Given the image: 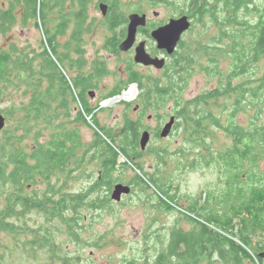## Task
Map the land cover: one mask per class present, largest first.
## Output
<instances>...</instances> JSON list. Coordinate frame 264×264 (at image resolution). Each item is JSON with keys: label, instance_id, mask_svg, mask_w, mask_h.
Segmentation results:
<instances>
[{"label": "trees", "instance_id": "obj_1", "mask_svg": "<svg viewBox=\"0 0 264 264\" xmlns=\"http://www.w3.org/2000/svg\"><path fill=\"white\" fill-rule=\"evenodd\" d=\"M11 1L7 8L0 7V35L4 36L20 15L23 23L35 20L45 39L39 54L31 55L29 47L21 48L15 43L8 49H0V103L6 102L4 96L12 90L21 91L27 98L20 107L9 105L2 110L6 125L0 132V234L15 239L14 249L18 246L17 242L25 239L22 245L30 258H35L39 252L48 253L52 258L59 251L54 240L55 221L64 226L68 237L76 241V228L83 208L100 210L111 204L108 195L117 181L114 173L125 164L119 162V153L128 160L132 155L138 157L135 150L138 148V124L126 120L121 144L97 127L96 121L94 124L98 131H94L93 140L86 143L82 138L79 126L88 125L85 116L91 115L93 110L87 108L82 94L74 88L73 80L64 74L61 63L71 54L79 53L83 66L85 37L96 28L95 19L90 16L94 0ZM260 1L264 2L214 0L211 3L195 0L193 6H187L189 10L186 13L199 22L209 16L217 26L219 40L214 41L212 46L201 41L191 45L181 41L174 52L176 64L164 87H147L140 82L143 77L132 72L128 82L110 91L105 99L121 95L130 84L135 83L142 90L139 97L144 103L155 100L156 104H164L174 100L176 128L182 127L185 140L195 147L207 146L209 150L205 156L198 153L192 164L219 163L228 185L238 184L241 175L247 173L249 180L258 183V187L253 188V196L257 202H264V186L259 188L264 182V175L258 172V165L264 162V4ZM108 2V13L101 24L112 36L106 39V48L118 53L125 30L122 26L127 23V18L120 4L115 0ZM16 4H22L19 13ZM220 13L223 16L221 19L218 18ZM65 36L68 39L62 44L59 39ZM204 56L209 66L201 62ZM221 56L230 60V71L221 78L224 83L219 82L214 90L186 101L189 104L184 105L181 98L184 87L181 84L186 86L195 71L212 78L219 77ZM105 75L104 64L96 62V82L99 83ZM85 82L88 83V79ZM78 101L82 105L80 110ZM213 109L219 110V113ZM239 114L247 117L245 125L238 123ZM219 130L230 140V145L212 153L210 139ZM164 154L163 150L158 156ZM131 161L128 162L132 168L144 177L138 176V180L146 185L149 184L147 181L154 185L158 181L163 182L158 187L159 193L168 196L164 188L170 185L166 180L152 176L147 178L142 167ZM86 165L97 168L99 177L89 181L80 192H75L73 184L75 180L80 182ZM105 192L103 200L99 197L91 199ZM166 208L171 206L166 205ZM231 212L233 214L229 217L210 213L208 217H202L203 229L207 231L203 239L194 236V230L190 233L175 231L178 232L177 238L159 256L156 264H169L170 256L175 261L173 264H200L204 260L213 264L214 257L221 264H231L241 260V253L249 256V251L243 247H251L247 236H241L240 241L227 237L226 230L234 229L233 219L242 215L234 209ZM34 213L44 219V224L38 229L29 225V216ZM253 217H241L239 220L243 227L242 235L249 231L264 232L259 216ZM217 222L221 227H214ZM192 237L194 242H191ZM1 242L0 264H3L4 254L13 249L2 248Z\"/></svg>", "mask_w": 264, "mask_h": 264}, {"label": "rangeland", "instance_id": "obj_2", "mask_svg": "<svg viewBox=\"0 0 264 264\" xmlns=\"http://www.w3.org/2000/svg\"><path fill=\"white\" fill-rule=\"evenodd\" d=\"M115 1L121 5L122 12L125 13L126 18L131 13L144 12L152 20L159 19V21L168 22L170 19L177 18L186 12V7L178 6L185 0H164L159 3L156 0ZM258 1L257 3L260 4ZM10 2L12 1L0 0V7L7 8ZM102 2L109 5L108 0H94L90 16L95 19L96 28L90 36L85 37L86 42L84 43L87 62L89 63L95 58L96 61L104 64L106 70V75L99 81L101 82V87L96 92L94 91V94H96L95 100L92 102L94 109L108 100L105 99V96L115 88L117 82L126 81L129 65L128 55L118 54L115 57H110L112 52L106 48V39L112 36L107 28L101 24L104 16L99 10V4ZM261 4L263 5L264 2L262 1ZM15 8L19 13V10L22 9V4H16ZM154 12L157 13V18L153 15ZM221 17L223 16L220 13L218 18L221 19ZM37 21L40 23L39 19ZM192 23V28L182 40L186 45L201 41L204 45L212 46L214 41L219 40L217 26L211 21L209 16L204 17L202 22L197 21V18H195ZM44 39V33L41 28L36 27L35 20L30 19L23 23L22 17L18 15L16 24L4 36L0 35V49H8L15 43L21 48L29 47L31 55L39 54L42 51ZM67 39L68 36H65L60 38L59 41L63 44ZM201 62L205 66L210 65L205 56ZM172 64L174 65V63ZM218 69L221 73L219 77L212 78L195 71L188 78L186 86L181 84V87H184L181 92L184 105L189 104L186 101H191L205 92L214 90L219 86V82L221 84L224 83L221 78L225 77L230 71L229 58L221 56ZM141 73L149 74V72L144 70H141ZM129 90H134L135 99L130 101L122 100L115 104L107 105L103 109L96 111L94 119L92 118L93 114L85 116L88 125H80L79 127L82 138L86 143H90L93 140L94 131L97 130V127L113 129V134L118 135L123 127L124 114L133 119L138 117L132 112V108L135 105L142 104L143 100L139 97V94H142V90L129 85L123 92L128 93ZM6 93H4L6 102L0 103V113L3 115L2 110L9 105L20 107L22 101L27 100L21 91L12 90ZM218 103L221 104L222 101L218 99ZM149 108L150 110L144 116L143 122L150 127H155L158 121L160 123L166 122L171 115L175 116L176 107L174 100H169L164 102V104L159 103ZM213 111L219 113V110L213 109ZM149 114L155 115L158 120L149 122L147 119ZM95 121L98 123L97 127H95ZM238 123L245 125L247 117L244 114H239ZM103 139L106 140V138ZM210 141L213 147L211 149L212 153L225 149L230 145V140L224 136L221 130L216 132ZM115 142L121 144V139L115 138ZM163 150L165 154L158 156V153ZM136 152L139 154H137L138 158L132 155L130 160L122 153H119V162L125 164L114 173V178L117 180L115 185L134 184L135 188L131 196L122 197V201L118 203L111 200L112 202L108 208L103 207L100 210H90L88 207L83 208L81 219L76 228L78 232L76 241L68 237L65 234L64 226L59 225V222L55 221L57 228L55 229L54 240L56 242L55 246L59 251L52 258H49L48 253L45 252H39L35 258H30L25 253V248L22 245L25 239L17 242L18 246L14 249L15 239L7 234H0L1 247L13 249V251L4 254L3 264H129L131 262L135 264H156L159 256L167 251L170 238L172 237V242L177 238L178 232L175 233V231L181 230L182 232L190 233L199 226V224L191 220V216L179 213L178 207L173 205L180 206L183 209L191 207V213H194L199 218L200 216L201 218L208 217L209 213L229 217L228 211L231 209L226 204L225 194L230 193L232 186L229 188L226 186L227 178L222 173V166L219 163L205 164L202 162L193 165L192 162H195L194 159L198 157V153L201 156H205L209 154V150L207 146L198 149L191 142L185 140L182 127H175L172 135L167 140L152 139L147 151ZM128 161L141 166L143 172L147 174V178L152 176L154 179L166 180L170 185L169 188H164L168 196H165V198L161 197L160 193L151 187V183L147 179H144L149 183L147 185L138 180L137 177H143V175L135 168H132ZM258 170L260 175H264V162L258 165ZM83 172L84 176L80 178V182L75 180L73 184L75 192H80L84 187H87L88 182L92 179L96 180L100 171L94 166L86 165ZM157 172H159L158 175L156 174ZM246 177L247 173L241 175V184L235 185L236 191L237 188L239 189L246 184V189L249 191L250 187L255 184V181L249 183V179ZM111 192L109 195L107 193L109 199H111ZM104 194L106 195V192L92 196L91 199L99 197L98 199L103 200ZM234 197L235 194H233L232 198ZM168 199L171 200L173 205L168 204ZM166 205L171 206V208H166ZM158 212L160 213L159 215H157ZM29 219V225L34 229H38L40 225L44 224L43 217L37 213L31 214ZM240 219L241 217L233 219L234 229L233 231L226 230L227 237L230 240L234 238L239 240L241 236H247L246 239L256 245L258 240L263 242L262 234L259 231L256 233L249 231L247 234L242 235L243 227L241 222H239ZM260 222L261 225H264V215L261 216ZM214 224V227H221L218 222ZM191 242H194L193 237ZM243 247L247 252L249 251V256L247 255L251 262L249 264H256V251L251 247L244 245ZM172 261L173 263L175 262L173 258ZM207 263L204 260L200 264ZM212 263L221 264L217 262V257L213 258ZM257 264H264V260L260 263L257 262Z\"/></svg>", "mask_w": 264, "mask_h": 264}, {"label": "flooded vegetation", "instance_id": "obj_3", "mask_svg": "<svg viewBox=\"0 0 264 264\" xmlns=\"http://www.w3.org/2000/svg\"><path fill=\"white\" fill-rule=\"evenodd\" d=\"M156 1H157V3H159L161 0H156ZM208 1L212 3L214 0H208ZM194 2H195V0H185V2H182V4H179L178 6L186 7V11H187V10H189V8L187 6H189V7L193 6ZM134 13L146 14L147 24L145 27L138 28L137 33H136L135 44L133 45V47L130 50H128L127 52L121 51L120 50V44H119L118 45V53H112L110 56V57H115L118 54H126L129 56L128 57L129 65L127 68L128 69L127 70V72H128L127 73L128 74L127 79H126V81L121 80V81L117 82L115 84L116 85L115 88H117L121 84L123 85L126 82H128L132 72L137 74L138 76L143 77V78L140 77L141 78L140 82L142 84H145V86H147V87H151L152 85L154 88L164 87L165 84L167 83L168 79H169L171 72H172V68H173L172 63L176 64V61H174V60H176L177 57L174 54L169 56L168 54H166L165 51L159 50L157 48L156 42L151 38V33L154 30L164 26L168 22H162V21H159V19L152 20L149 18V15L147 13H144V12H134ZM181 16H187L191 21H193L191 19V15L186 13V12L182 13L179 17H181ZM155 17L157 18V15ZM179 17H177V18H179ZM127 24H128V20H127V23L124 26H122V28H125V30H124V32H122L120 43L126 38ZM187 33L188 32H185L182 35L181 41L183 40V38L186 36ZM141 42L145 43L146 52L149 54V56L151 58L157 57V58L165 60V64L162 68L158 69V68H155L154 66H144V65L137 64L134 62L135 49ZM59 55H61V53H59ZM80 58H81V56L79 53H74V54H71V56H69V58L67 60H63L61 64H62L63 68L65 69L64 74L68 78L70 77L69 79L73 80L74 88L76 89L77 92H80L82 94L87 108L92 109L93 110L92 114H93V116H95L97 110L103 109V107H100V106L97 107L96 109H94V107L92 105V102H94L95 95H96V94H94V91L96 92L101 87V82L97 83L96 77H95V66H96V62H98V61H96L94 58L91 62L88 63L87 59L85 57V62L83 64V66H81ZM141 70L147 71V72H149V74L145 75V74L141 73ZM125 73H126V71H125ZM87 79H88V83L85 82ZM130 85L138 87V85L135 83H132ZM125 101H130V100H125ZM157 103L159 104V102H157ZM112 104H115V103H110V104L107 103L106 106L112 105ZM156 105L157 104H156L155 100H151V101L145 102V103L142 102L141 105H135V107L132 108V112L135 115H138V117L136 119H133V118H130V116H125V114H124L123 127L120 129L118 135L113 134V129L109 130V128H106V127H101V128L104 130V132H106L107 134L112 136L114 139L119 138L122 140V135H123V132H124L125 127H126V120L128 119V120L134 121L138 124V127H137L138 130L137 131L139 134L138 142H137L138 148H136L135 150L138 151L139 153L147 151L152 139L153 140H157V139L158 140L159 139L167 140L168 138H170V136L172 135V133L176 127V118H175V116H172V115L169 116L167 121L164 123H160L159 121L156 122L155 127H150V126L144 124L143 118L149 112V110H150L149 107H153ZM126 106H128V105H126ZM77 107L79 110L82 108V105L79 101L77 103ZM171 118L174 119V122H173L167 136L163 137L162 133L165 130L166 125L169 124ZM147 119L149 120V122H153V121H157L158 117L156 118L155 115L149 114V115H147ZM145 132H147L150 135V140H149L148 144L146 145L145 149L142 150L141 138ZM133 158H135V157L133 156ZM252 181H255V180H249L248 182L251 183ZM161 183H163V182L158 181L156 183L157 185L151 184V187L153 189H155L156 191L161 192L158 189V187L161 186ZM238 184H241V182H239ZM257 184L258 183L255 181V184L252 185V187H250L249 191L246 189L247 184L245 186H241L239 189L237 188V191H236L235 190L236 184L228 185V182H227L226 186L228 188L230 186H232V189H230V193L225 194V198L227 199L226 204L229 206V209H231V210L234 209L235 211H237V213L242 214L241 217H245V218L251 217V216H254L253 218H255V217L259 216V220L261 221V216L264 215V210L259 211L258 208H264V202H257L256 198L253 196V193H254L253 188L258 187ZM127 186H129L131 188V193L129 194L131 196V194L134 191L135 186H134V184L133 185L128 184ZM263 186H264V182H263V185L259 186V188L261 189ZM233 194H235L234 198H232ZM129 195H124V196H129ZM124 196H122V197H124ZM160 196L164 197L162 195H160ZM168 200H167L168 204L173 205L171 200L170 199H168ZM159 205H160V203H159ZM173 206L178 207V210L180 211L179 213L185 214L187 216H191V220L194 219L193 221L196 222L197 224H199V226H197L195 231H194V236H198L201 239H203L205 236H207V231H204L203 226H202L203 225L202 224V218L201 217L199 218L194 213H191V211H192L191 207L189 209H183L180 206H176V205H173ZM194 206L196 207L195 204H194ZM231 210H230V212L228 211L229 216H232V214H233L231 212ZM247 210H250V211H247ZM250 212L253 214L250 215ZM159 214L160 213L158 212L157 215H159ZM259 232L262 234L263 242L258 240L256 242L257 245L255 243H250L251 248H253L257 253V256H256L257 259L256 260L253 256L256 264H257V262L260 263L264 260V232H261V231H259ZM171 238H170L169 246H171V244H172ZM239 244H241V242ZM172 258H173V256H170L169 264H173ZM249 263H251V262H250L248 256L246 257V254L241 253V260L240 261L236 260L235 262H232L231 264H249Z\"/></svg>", "mask_w": 264, "mask_h": 264}, {"label": "water", "instance_id": "obj_4", "mask_svg": "<svg viewBox=\"0 0 264 264\" xmlns=\"http://www.w3.org/2000/svg\"><path fill=\"white\" fill-rule=\"evenodd\" d=\"M109 5L102 2L99 4V10L102 13V16L106 17L108 13ZM157 15L156 12L153 14ZM127 34L126 38L120 43V50L127 52L130 50L136 41V33L138 28L145 27L147 24L146 14L131 13L127 16ZM192 28V21L187 16H181L179 18H172L164 26L154 30L151 33V38L156 42L157 48L159 50L165 51L166 54L173 55L176 51L177 46L181 42L182 35L185 32H188ZM134 62L144 66H154L155 68H162L165 64L164 59L160 58H151L146 52L145 43L141 42L135 49ZM123 93L119 96L110 98L100 106L105 107L106 102H111L119 99ZM174 122V119L171 118L169 124L166 125L165 130L162 133V136H167L170 128ZM6 118L3 114L0 113V132L5 128ZM150 140V135L145 132L141 138V148L145 149L146 145ZM131 193V188L124 184L114 185L111 192V200L114 202H120L122 196L129 195Z\"/></svg>", "mask_w": 264, "mask_h": 264}, {"label": "bare ground", "instance_id": "obj_5", "mask_svg": "<svg viewBox=\"0 0 264 264\" xmlns=\"http://www.w3.org/2000/svg\"><path fill=\"white\" fill-rule=\"evenodd\" d=\"M67 16V15H66ZM205 23V22H204ZM79 66V65H78ZM135 96H134V90H129L128 93H124V95H122L121 97H119V99L117 100H114V101H111V102H106L104 106H106L107 103H116V102H119V101H122V100H132L134 99ZM247 178V177H246ZM71 223V222H70ZM67 237V236H66ZM8 244V243H7ZM250 260V258H249Z\"/></svg>", "mask_w": 264, "mask_h": 264}, {"label": "built area", "instance_id": "obj_6", "mask_svg": "<svg viewBox=\"0 0 264 264\" xmlns=\"http://www.w3.org/2000/svg\"><path fill=\"white\" fill-rule=\"evenodd\" d=\"M125 92H123V95H124ZM89 119V118H88Z\"/></svg>", "mask_w": 264, "mask_h": 264}, {"label": "clouds", "instance_id": "obj_7", "mask_svg": "<svg viewBox=\"0 0 264 264\" xmlns=\"http://www.w3.org/2000/svg\"><path fill=\"white\" fill-rule=\"evenodd\" d=\"M120 96V95H119Z\"/></svg>", "mask_w": 264, "mask_h": 264}]
</instances>
